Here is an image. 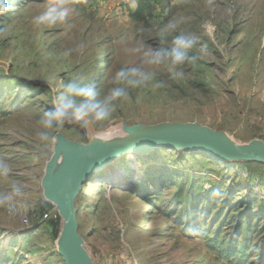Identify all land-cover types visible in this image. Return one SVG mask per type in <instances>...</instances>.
Returning <instances> with one entry per match:
<instances>
[{
  "label": "rangeland",
  "instance_id": "obj_1",
  "mask_svg": "<svg viewBox=\"0 0 264 264\" xmlns=\"http://www.w3.org/2000/svg\"><path fill=\"white\" fill-rule=\"evenodd\" d=\"M52 2L11 0L0 15V160L12 168L0 176V193L15 179L41 186L58 158L59 133L84 143L117 140L127 135L122 123L177 120L223 130L240 144L264 140V0H63L75 10L65 23L35 27L33 17ZM180 17L178 30L199 36L193 54L201 57L177 69L183 78L144 65L153 79L129 88L110 120L87 130L65 122L49 142L38 139V121L62 83L80 77L107 94L117 70L141 64L130 49L164 46L161 28ZM157 82L164 86L154 88ZM112 166L78 197L80 231L95 264H264L263 163L164 147ZM50 205L17 212L38 229L18 239L0 231V264H65L59 235L39 225Z\"/></svg>",
  "mask_w": 264,
  "mask_h": 264
},
{
  "label": "water",
  "instance_id": "obj_2",
  "mask_svg": "<svg viewBox=\"0 0 264 264\" xmlns=\"http://www.w3.org/2000/svg\"><path fill=\"white\" fill-rule=\"evenodd\" d=\"M127 133L117 140L92 137L88 142L57 136L64 149L57 166H46L41 177L45 198L59 211L62 227L57 241L65 264H95L80 231L78 197L84 185L100 172L113 169L120 157L149 153L159 148L201 151L219 161L264 164V140L237 143L225 131L200 122L164 121L154 124H120Z\"/></svg>",
  "mask_w": 264,
  "mask_h": 264
},
{
  "label": "clouds",
  "instance_id": "obj_3",
  "mask_svg": "<svg viewBox=\"0 0 264 264\" xmlns=\"http://www.w3.org/2000/svg\"><path fill=\"white\" fill-rule=\"evenodd\" d=\"M12 7L11 0H0V15L8 13ZM74 11L63 3V0H54L44 11L33 17V24L37 28L63 24ZM183 22L184 18L180 17L170 20L161 28L159 38L164 46L145 49L143 45H138L130 49L132 53L140 55L141 64L117 70L110 81L117 86L110 88L107 94L102 96L94 81H86L80 77H74L62 83L60 90L51 100V107L43 112L38 121L41 129L37 133L38 139L41 142H49L53 138L52 130L65 122L76 124L87 130L110 120L116 110V102L127 99L129 88H143L153 79L154 73L145 70L144 65H164L172 79L183 78V71H177V69L186 63L195 64L201 58L193 54L197 48L199 36L189 31L178 30ZM170 34L173 35L169 41ZM82 49L83 45H80L77 50ZM163 86V82L153 85L154 88ZM11 171L10 164L0 160V176H8ZM20 193L19 185L14 186L10 192L0 193V206L7 209L9 216L14 211V202ZM122 259H126V256H122Z\"/></svg>",
  "mask_w": 264,
  "mask_h": 264
},
{
  "label": "crops",
  "instance_id": "obj_4",
  "mask_svg": "<svg viewBox=\"0 0 264 264\" xmlns=\"http://www.w3.org/2000/svg\"><path fill=\"white\" fill-rule=\"evenodd\" d=\"M36 179V177H34ZM33 178H31L30 183H22L20 180H13L12 185L8 186V191L10 192L12 188L16 185L20 186L21 193L14 202V211L11 216H9L8 211L5 207L0 206V210H5L6 215L0 218V231L2 235L7 238L18 239L22 235L27 234L30 231H34L39 228L38 225H25L17 218V212L25 210L27 213L33 212V210L38 209L41 204H51L43 193L42 186L34 187ZM48 225V222L41 219L39 225ZM2 236V237H3ZM60 255V254H59Z\"/></svg>",
  "mask_w": 264,
  "mask_h": 264
},
{
  "label": "trees",
  "instance_id": "obj_5",
  "mask_svg": "<svg viewBox=\"0 0 264 264\" xmlns=\"http://www.w3.org/2000/svg\"><path fill=\"white\" fill-rule=\"evenodd\" d=\"M53 208V205H50L49 206V210ZM47 210H44L42 211V214H41V219H43V215L44 213L46 212ZM32 216L34 215V213L31 214ZM36 215V214H35ZM45 221L48 222V226L52 229V232L54 234H60L61 232V227H62V223H61V220L60 218H54V217H51V218H47V219H44Z\"/></svg>",
  "mask_w": 264,
  "mask_h": 264
},
{
  "label": "bare ground",
  "instance_id": "obj_6",
  "mask_svg": "<svg viewBox=\"0 0 264 264\" xmlns=\"http://www.w3.org/2000/svg\"><path fill=\"white\" fill-rule=\"evenodd\" d=\"M115 130H116V128H115ZM111 134V133H110ZM109 134V135H110ZM113 134V133H112ZM112 134H111V136H112ZM98 135V134H97ZM94 137H96V136H94ZM109 137V136H108ZM231 137V136H230ZM97 138H99V137H97ZM232 138V137H231ZM233 139V138H232ZM234 140V139H233ZM59 149H60V146L57 144L52 150H53V153H54V156H56V155H58V158L57 159H54V160H52L50 163H49V165L50 166H52V167H54V166H57L58 165V163L60 162V160H61V158H62V156H63V153L61 154V153H58V151H59ZM116 178V179H115ZM115 178L114 179H112V180H114V182H125V178L122 176V175H115Z\"/></svg>",
  "mask_w": 264,
  "mask_h": 264
},
{
  "label": "built area",
  "instance_id": "obj_7",
  "mask_svg": "<svg viewBox=\"0 0 264 264\" xmlns=\"http://www.w3.org/2000/svg\"><path fill=\"white\" fill-rule=\"evenodd\" d=\"M51 217H54V218H57V219L60 218V220L62 221V217H61L59 211L55 208L54 205H53V208L52 209L46 211L44 213V215H43V219H47V218H51ZM22 221H23V223L25 225H30L31 224V217H29V216L26 215L23 218Z\"/></svg>",
  "mask_w": 264,
  "mask_h": 264
}]
</instances>
